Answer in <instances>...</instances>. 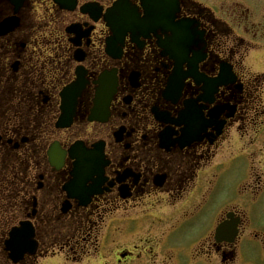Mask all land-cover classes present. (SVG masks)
Returning <instances> with one entry per match:
<instances>
[{"label":"flooded vegetation","instance_id":"obj_1","mask_svg":"<svg viewBox=\"0 0 264 264\" xmlns=\"http://www.w3.org/2000/svg\"><path fill=\"white\" fill-rule=\"evenodd\" d=\"M116 2L27 0L0 36V264L23 223L17 264H264V17L178 0L190 41L155 16L109 43Z\"/></svg>","mask_w":264,"mask_h":264},{"label":"rangeland","instance_id":"obj_2","mask_svg":"<svg viewBox=\"0 0 264 264\" xmlns=\"http://www.w3.org/2000/svg\"><path fill=\"white\" fill-rule=\"evenodd\" d=\"M198 1H200L202 3H206V5H208V4L212 5L211 7H213L214 10L220 11V13H219L220 14L219 15L220 19H224L225 9L230 8L229 6H231V4H233V3L241 2V3L244 4V7H241V8H249V5H246L244 0H198ZM250 2L253 5V8L251 9V11L248 10V11H250V13H248V12L247 13L251 17V16L254 15L253 14L255 12V8L254 7H255V4H256L257 0H251ZM259 18H263V16H259ZM43 264H45V262Z\"/></svg>","mask_w":264,"mask_h":264}]
</instances>
